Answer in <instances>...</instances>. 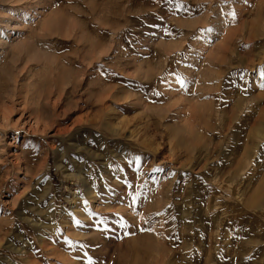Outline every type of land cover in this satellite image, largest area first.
I'll return each mask as SVG.
<instances>
[{"label": "rangeland", "instance_id": "1", "mask_svg": "<svg viewBox=\"0 0 264 264\" xmlns=\"http://www.w3.org/2000/svg\"><path fill=\"white\" fill-rule=\"evenodd\" d=\"M0 264H264V0H0Z\"/></svg>", "mask_w": 264, "mask_h": 264}, {"label": "bare ground", "instance_id": "2", "mask_svg": "<svg viewBox=\"0 0 264 264\" xmlns=\"http://www.w3.org/2000/svg\"><path fill=\"white\" fill-rule=\"evenodd\" d=\"M51 31H53V30H51ZM92 42V41H91Z\"/></svg>", "mask_w": 264, "mask_h": 264}]
</instances>
